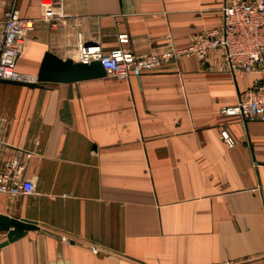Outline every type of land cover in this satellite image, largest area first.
<instances>
[{
    "label": "crops",
    "instance_id": "crops-1",
    "mask_svg": "<svg viewBox=\"0 0 264 264\" xmlns=\"http://www.w3.org/2000/svg\"><path fill=\"white\" fill-rule=\"evenodd\" d=\"M223 2L0 0V27L11 9L34 21L16 70L36 76L47 52L74 60L78 38L138 57L185 48ZM263 76L212 50L127 80L0 81V165L34 184L0 194V214L59 236L28 231L0 264H264V122L219 113Z\"/></svg>",
    "mask_w": 264,
    "mask_h": 264
},
{
    "label": "built area",
    "instance_id": "built-area-1",
    "mask_svg": "<svg viewBox=\"0 0 264 264\" xmlns=\"http://www.w3.org/2000/svg\"><path fill=\"white\" fill-rule=\"evenodd\" d=\"M220 16L221 24L217 29L196 35L189 46L169 47L141 57L123 47L104 51L99 43H87L78 38L74 48V61H100L106 73L117 79L127 80L156 70L169 61L177 62L189 55H196L203 60L210 51L220 50L227 70L232 74L236 71H263L264 0H224ZM33 24L32 19L21 17L14 9L6 13L0 27V79L36 81V76L16 70L23 38L33 29ZM127 40L126 34L118 36L120 44ZM219 113L242 120L264 122V76L243 91L234 104L220 107ZM221 138L229 145L233 143L225 132H221ZM2 145L0 141V150ZM33 190V182L29 178L20 177L11 162L6 161L0 165V194L29 195Z\"/></svg>",
    "mask_w": 264,
    "mask_h": 264
},
{
    "label": "water",
    "instance_id": "water-1",
    "mask_svg": "<svg viewBox=\"0 0 264 264\" xmlns=\"http://www.w3.org/2000/svg\"><path fill=\"white\" fill-rule=\"evenodd\" d=\"M106 74L100 61L89 63L77 62L71 58L62 59L52 53H45L36 73V81L25 82L0 79L1 82L24 85L27 87H42L45 83H68L85 79H92ZM0 231L5 232V240L0 247L24 236L28 231H39L45 235L59 238L55 233L39 227L35 221L25 218L11 217L0 214Z\"/></svg>",
    "mask_w": 264,
    "mask_h": 264
}]
</instances>
